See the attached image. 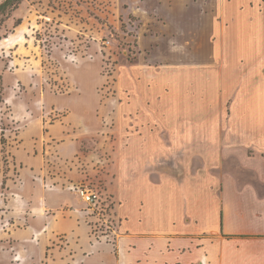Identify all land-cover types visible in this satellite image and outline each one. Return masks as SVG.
I'll return each mask as SVG.
<instances>
[{"label":"rangeland","instance_id":"1","mask_svg":"<svg viewBox=\"0 0 264 264\" xmlns=\"http://www.w3.org/2000/svg\"><path fill=\"white\" fill-rule=\"evenodd\" d=\"M0 87V264H113L131 219L169 226L154 192L145 212L138 193L117 195L141 119L199 129L173 153L174 128L150 127L167 146L152 177L202 174L210 154L234 173L224 152L264 149V96L250 107L264 91V0H20L0 15ZM240 87L235 130L250 148L231 127ZM148 241L132 251L124 237L127 259L162 264V243Z\"/></svg>","mask_w":264,"mask_h":264},{"label":"crops","instance_id":"2","mask_svg":"<svg viewBox=\"0 0 264 264\" xmlns=\"http://www.w3.org/2000/svg\"><path fill=\"white\" fill-rule=\"evenodd\" d=\"M227 84L228 82H225V89L228 87ZM241 88L239 89L238 105L234 107L236 116L232 120L231 127L236 134L234 142H238L245 148H250L245 141L243 142L239 138L238 131L235 130L236 122L240 120ZM245 95L248 97L246 93ZM259 95L258 102H253L251 105L252 101H250V107L254 104L256 106L263 104L264 91L262 88H260ZM162 111L164 110L162 109ZM249 112L254 115L252 109ZM141 120V126L147 127L148 131L143 135H134L131 138L132 141L127 150V174L129 177L125 182L124 176H122L117 195L122 204L125 191L130 194L138 193L139 211L144 210L145 212L151 197L148 192H154L160 212H163L161 205H165L169 226L159 227L160 229L146 226L144 223L154 220V216L148 212L149 215L145 216L141 225H138V222L141 223L143 218L137 222L135 219L130 221L125 216L124 221H130V224H133V231H126V233L119 231L117 255L114 257L113 264H140L141 262L139 257L133 261L127 259V254L131 250L123 249L122 240L124 237L133 242L130 243L133 246L132 251L136 248L137 240H149L150 244H148L151 246L162 243L160 249L162 264H264V149L257 152L250 148L253 152L244 153L241 151L239 155H236L235 152H224L223 160L227 154H233L240 160L236 164L234 173L231 170H224L223 161L220 162L219 157L214 159L215 157L210 154L209 165L204 166L208 169L205 168V172L202 174L195 172V168L189 166L184 177L176 174L168 176L161 169L155 173V177H152L151 161L156 157L159 159L166 157L167 146L159 132L157 130L152 132L150 127L174 128V130L172 129L174 132H170L174 145L169 149L173 153L180 152L182 148L192 142L193 133L198 132L199 129L198 124H186L178 120L168 121L170 123L161 119L155 120L156 125L149 120ZM184 127L183 131L181 128ZM149 135L152 137L148 138ZM230 137L229 135L227 138L229 141ZM216 152L218 153V151ZM193 162L195 165L196 160ZM240 178L241 180H239ZM247 178L254 181H247ZM1 182H3V178ZM179 191L182 195L179 194ZM142 192L147 194L141 195ZM181 197L185 199L184 208L183 212H178L179 218L177 219L175 216L178 208L177 201ZM186 221L189 223L186 224ZM190 223L195 224V227L191 228L188 225ZM151 248L148 247L149 250ZM99 249L102 248L95 249V251Z\"/></svg>","mask_w":264,"mask_h":264},{"label":"trees","instance_id":"3","mask_svg":"<svg viewBox=\"0 0 264 264\" xmlns=\"http://www.w3.org/2000/svg\"><path fill=\"white\" fill-rule=\"evenodd\" d=\"M20 0H1L0 1V15L4 14L6 11L13 9ZM1 87H0V100H1ZM1 144L4 143V140L1 138ZM3 184H5V178L3 179Z\"/></svg>","mask_w":264,"mask_h":264},{"label":"built area","instance_id":"4","mask_svg":"<svg viewBox=\"0 0 264 264\" xmlns=\"http://www.w3.org/2000/svg\"><path fill=\"white\" fill-rule=\"evenodd\" d=\"M78 195L86 202H95L98 199L97 193L94 192L92 189L86 188H78L77 189Z\"/></svg>","mask_w":264,"mask_h":264}]
</instances>
